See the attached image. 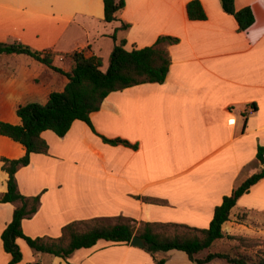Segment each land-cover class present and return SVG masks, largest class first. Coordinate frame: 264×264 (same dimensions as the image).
I'll list each match as a JSON object with an SVG mask.
<instances>
[{"label":"crops","instance_id":"1","mask_svg":"<svg viewBox=\"0 0 264 264\" xmlns=\"http://www.w3.org/2000/svg\"><path fill=\"white\" fill-rule=\"evenodd\" d=\"M190 1L126 0L119 20L107 23L103 0H0V42L53 54V65L65 71L71 68L65 56L74 52L100 58L106 71L112 35L122 23L131 27L116 36L128 51L153 46L162 36L179 40L167 48L172 64L164 84L111 93L91 115L94 130L77 120L62 138L42 134L48 153L32 154L16 174L24 196L41 195L38 212L23 221L26 236L59 239L68 224L93 219L207 229L223 198L264 168L257 160L264 147V0H235L237 10L249 7L255 17L245 32L220 0H199L207 19L191 21ZM67 84L30 56L0 54V121L20 125L19 106L46 104ZM25 154L23 145L0 135V195L8 181L2 160ZM14 210L0 204V264L11 261L2 233ZM244 216L262 225L264 179L239 199L224 235L244 233ZM17 243L23 253L18 264H155L145 249L105 240L68 260L36 252L23 239ZM180 253L186 256L180 264H194L182 251L167 257L177 261Z\"/></svg>","mask_w":264,"mask_h":264},{"label":"trees","instance_id":"2","mask_svg":"<svg viewBox=\"0 0 264 264\" xmlns=\"http://www.w3.org/2000/svg\"><path fill=\"white\" fill-rule=\"evenodd\" d=\"M223 11L233 16L238 24V31H247L255 22L251 8L236 9L235 0H220ZM104 17L107 23L118 21V13L126 6V0H103ZM187 15L191 21L207 19L199 0L187 4ZM128 23H122L116 30H128ZM116 32L112 35L115 46L110 57L109 67L102 70V60L96 56L87 57L84 52H74L65 57L71 60V68L65 71L53 65L54 55L33 51L22 43H1L0 54L27 55L47 65L68 79L62 92L50 94L46 104L29 103L19 106L17 115L20 125L0 121V135L23 145L26 148L24 157L15 160L3 159L2 169L8 175L7 191L0 195V204L11 203L15 206L13 219L2 233L3 247L11 255L9 264H18L23 260V253L17 240L23 239L34 251L47 253L68 260L79 249L95 246L100 240L115 244H131L135 236L145 240L149 253L155 264H165L162 256L171 250L185 252L194 264H264V258H254L244 254L209 252L205 257H198L204 250L225 237L223 225L229 221L232 209L239 199L264 179V168L251 175L232 193L225 196L216 207L213 219L207 229L192 228L185 225L145 222L137 227L131 221L117 220L110 223L102 219L73 222L63 228L59 239L31 238L23 231V221L32 218L39 210L41 195L24 196L17 182V172L30 164L32 154H47L49 145L42 137L45 131H52L64 137L77 120L87 123L93 130L91 115L101 109L107 97L118 91L147 84H164L167 80L172 58L169 45L179 42L170 36L159 37L153 46L126 49L125 39L118 41ZM105 143L116 146L124 144L133 148L121 139L110 140L102 137ZM257 160L264 164V147L257 149ZM154 203L158 201L154 200ZM174 228L181 232L167 234L159 229ZM243 239V238H240Z\"/></svg>","mask_w":264,"mask_h":264},{"label":"rangeland","instance_id":"3","mask_svg":"<svg viewBox=\"0 0 264 264\" xmlns=\"http://www.w3.org/2000/svg\"><path fill=\"white\" fill-rule=\"evenodd\" d=\"M60 60H62V58ZM241 222L244 226V233L240 235H225L223 239L216 241L210 249L199 253L198 257H205L209 252H225L233 255L244 254L254 258H264V221L262 222V225H257V221L244 216L242 217ZM159 230L167 234H174L176 231H182L181 229L175 230L174 228H162ZM163 254L167 261V252ZM177 256V261L168 258V264H180L178 261L185 262L186 256L184 253H180Z\"/></svg>","mask_w":264,"mask_h":264},{"label":"water","instance_id":"4","mask_svg":"<svg viewBox=\"0 0 264 264\" xmlns=\"http://www.w3.org/2000/svg\"><path fill=\"white\" fill-rule=\"evenodd\" d=\"M131 245L137 248H141V249H146L147 244L145 242L144 239H142L139 236H135L132 241H131Z\"/></svg>","mask_w":264,"mask_h":264}]
</instances>
